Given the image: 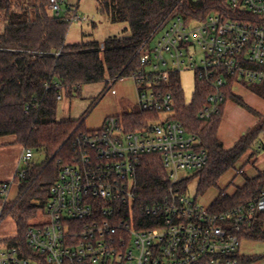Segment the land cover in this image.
<instances>
[{"label": "built area", "instance_id": "built-area-1", "mask_svg": "<svg viewBox=\"0 0 264 264\" xmlns=\"http://www.w3.org/2000/svg\"><path fill=\"white\" fill-rule=\"evenodd\" d=\"M219 8L187 20L167 16L140 48L136 80L140 126L107 117L100 129L82 132L75 154L61 167L26 246L0 247V264H243L244 233L259 217L264 230V189L256 197L221 210L189 197L181 182L210 159L199 136L176 117L172 74L194 72L211 92L199 112L220 113L227 90L239 84H264V0H217ZM64 0H50L60 15ZM68 22L85 19L70 9ZM59 55L60 52H55ZM201 55V57H198ZM59 99L62 95L58 96ZM158 154L167 171L164 196L145 202L139 195L138 169L145 156ZM34 156L25 149L17 175ZM18 183L0 181V222Z\"/></svg>", "mask_w": 264, "mask_h": 264}, {"label": "trees", "instance_id": "trees-1", "mask_svg": "<svg viewBox=\"0 0 264 264\" xmlns=\"http://www.w3.org/2000/svg\"><path fill=\"white\" fill-rule=\"evenodd\" d=\"M112 23L127 22L130 35L67 43L68 14L51 12L50 0H0V145L4 136H14L25 149L43 150L45 160L29 162L24 176L16 175L19 197L11 211L18 224V235L8 244L26 246V232L41 213L50 188L63 164L72 160L76 138L85 131L87 116L58 120L59 98L63 90L73 95L83 84L106 80L115 82L140 69V48L165 17L181 15L187 20L205 17L219 8L217 0H97ZM70 10V9H67ZM55 52H60L56 55ZM264 96L263 83L247 84ZM175 95L176 117L187 130L200 137L208 150V165L196 173L200 192L218 186L220 178L255 144L264 130V118L245 133L231 149L218 137L220 113L209 119L199 117L210 86L197 81L194 99L187 102L180 74H172L167 85ZM227 99L252 110L230 89ZM94 101L90 108L95 103ZM151 118L148 113H126L125 119L140 126ZM245 174V173H244ZM191 178L180 187L187 188ZM139 195L145 202L164 196L169 186L160 155L145 156L138 169ZM264 189V170L255 176L245 174V183L234 194L222 191L212 206L221 210L256 197ZM262 217L246 230L247 239L264 237Z\"/></svg>", "mask_w": 264, "mask_h": 264}, {"label": "rangeland", "instance_id": "rangeland-1", "mask_svg": "<svg viewBox=\"0 0 264 264\" xmlns=\"http://www.w3.org/2000/svg\"><path fill=\"white\" fill-rule=\"evenodd\" d=\"M67 9H74L80 17L85 18L69 23L65 37L67 43L89 40L103 42L109 37H123L131 33L127 22L112 23L97 0H64L61 14L71 15V10ZM51 12L55 14L52 9ZM180 76L185 99L187 102H191L194 99L196 86L194 72L184 69ZM61 95L57 119H79L90 110L85 120V125L90 130L100 129L109 116L123 117L129 108H133L134 112L141 110L138 104V86L133 76H124L115 82L110 81L109 84L106 80L86 83L81 86L80 92L74 91L73 95H69L66 90H63ZM96 100L95 105L90 108ZM260 118H264V116L261 115ZM8 137L12 138L13 136H4L2 139L6 140ZM33 151L34 156L30 161L37 164L42 163L46 158V152L43 150ZM262 170H264V130L259 133L253 147L238 161L235 168L230 169L220 178L218 186L200 192L199 179L192 175L185 191L189 197L201 205L210 207L222 191L234 194L238 187L243 186L245 174L255 176ZM2 205L3 198H0V211ZM13 205V203L6 205L4 216L0 222V247L5 244L7 239L18 235L17 220L11 211ZM45 220L46 216L40 213L33 222ZM241 251L243 255L253 259L246 264H264V237L245 239Z\"/></svg>", "mask_w": 264, "mask_h": 264}, {"label": "crops", "instance_id": "crops-1", "mask_svg": "<svg viewBox=\"0 0 264 264\" xmlns=\"http://www.w3.org/2000/svg\"><path fill=\"white\" fill-rule=\"evenodd\" d=\"M234 89V93L241 96L252 110L240 105L233 99L226 100L218 129V137L225 149L233 148L245 133L257 125L260 116H264V96L253 91L247 84L236 85ZM24 151V146L15 142L14 136L8 137L6 140L2 139L0 145V181L15 180ZM14 187V190L11 191V198H15L14 196L19 192L18 184ZM252 260V258L243 255V264Z\"/></svg>", "mask_w": 264, "mask_h": 264}]
</instances>
